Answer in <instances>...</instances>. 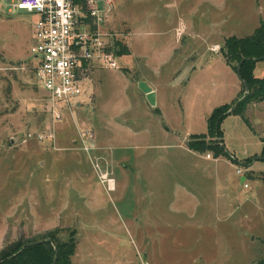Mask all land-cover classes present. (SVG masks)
<instances>
[{"label":"rangeland","instance_id":"374dc122","mask_svg":"<svg viewBox=\"0 0 264 264\" xmlns=\"http://www.w3.org/2000/svg\"><path fill=\"white\" fill-rule=\"evenodd\" d=\"M240 2L237 11L241 19L251 18L257 2L264 11V0ZM1 8L0 251L18 241L49 240L61 244L73 238L75 249L70 264H258L264 261V242L251 240L255 231L264 234V221H260L263 212L257 204L259 200L264 207V195L249 203L252 205L249 209L256 206L252 209L255 221L250 218L246 223L247 229H252L247 246L231 232L228 236H232L225 238L224 245L219 248L213 247L210 237H206L201 240L199 250L204 258L197 261L199 235L196 237L193 232L183 229L182 222L179 225L182 217L175 216L171 226L157 222L158 217L151 215L149 200L141 201V193L150 191L152 186L146 187L139 180L140 170L148 179L158 173L170 179L173 183L169 180L170 185L160 189L167 193L175 186V179L184 175L201 176L198 168L193 167L198 166L201 159L191 154L181 156L176 147L164 150L151 145L152 140L164 141L155 132L159 127L156 119L151 122L156 126L153 127L154 134L148 138L140 135L136 123L141 121L136 119L137 110L132 109L134 103L130 93L127 92L129 98L126 100L118 93L113 95L110 88L112 84L114 89H122L125 93L129 84V79L110 77V71H122L135 78L122 66V58L119 69L101 68L100 72H94L93 94L89 92L83 98L73 118L68 116L60 122H52L45 111L43 90L37 87L30 69L35 16L25 10L8 14ZM143 38L152 39L151 36ZM15 66L25 68L14 70L12 67ZM208 71L192 72L190 87L187 82L186 88H174L170 94L175 97L174 103H180L179 96L181 102L189 103L192 114L190 121L185 122L189 132L205 130L199 110H203L205 99L209 100L214 80L223 84L224 93L230 81L219 62ZM162 73L164 79L165 70ZM247 113L256 132L264 129V101L257 107L251 106ZM245 114L244 111V117ZM85 130L90 131L95 147L90 155L81 148V134ZM178 131L182 136L184 131ZM40 134H53V142L39 141ZM223 134L226 146L235 155L230 153L232 156L229 154L227 159L235 167L219 161L214 165V174L231 177L235 184L236 181L240 183L235 168L240 169L248 177L241 184L246 183L245 187L249 186L251 190L255 184L252 175L261 178L264 173V158L255 161L252 172L247 165L253 157L264 156V143L244 125L239 128V124L235 126L230 120L225 122ZM146 141L150 145L145 146ZM203 141V148L213 145L209 137L204 136ZM198 153L213 156L209 148ZM151 159H168L174 163L169 167L151 168L148 165L143 169L137 164ZM181 161L184 163L179 164ZM101 170H108L114 178L113 190L107 191L100 182ZM256 170L262 172L254 173ZM139 220L143 223H138Z\"/></svg>","mask_w":264,"mask_h":264},{"label":"crops","instance_id":"0c3cea01","mask_svg":"<svg viewBox=\"0 0 264 264\" xmlns=\"http://www.w3.org/2000/svg\"><path fill=\"white\" fill-rule=\"evenodd\" d=\"M240 1L244 0H111L110 25L124 33V44L128 49V53L121 54L120 60L122 58V66L135 75V78L128 77L122 71H110L109 75L113 79L119 77L130 81L128 80L125 93L122 89H114L112 84L111 87L107 84V89L110 87L113 95L118 93L123 98L126 97V100L130 95L134 103L132 109L137 110L136 119L141 121L140 124L136 123L140 135L147 138L153 135V127L156 126L151 122L155 119L159 122L155 132L164 141L152 140L151 145L164 150L176 147L181 156L191 154L201 159L198 166H193L194 169L198 168L196 170L201 176L184 175L180 179H175V186L167 193L160 192L165 185H170L168 183L170 179L166 176L158 173V176L148 179L144 177L143 170H140L139 176V180L146 187L152 186L149 193L147 191L141 193L140 199L143 203L149 200L151 215L158 217L157 222L171 226L175 222V216L182 217V220L178 221L179 225L182 222L183 229L193 232L196 237L199 235V241L196 238L199 243L198 252L196 251L199 255L194 256L196 261L204 258L203 252L199 250L201 240L206 237H210L213 247L219 248L224 245L225 238L232 236H228L231 232L247 246L252 229H247L246 223L250 218L255 221L252 209L256 206L249 209L252 206L249 203L254 202V198L264 195L262 178L252 175L251 180L255 184L251 190L249 186L245 187L246 183L241 184L248 178L244 174L240 175V183L236 181L233 184L231 177L215 175L213 171L215 163L219 161L229 162L230 166L235 167L233 162L225 157H206L203 153L190 150L186 144L190 135L206 133V119L213 108L231 104L240 95L242 84L236 71L225 62L221 47L224 40L230 36L245 37L252 34L259 22L264 20L263 6L258 2L252 8L249 20L241 19L242 16L238 17L237 9L242 3ZM235 16L237 18L233 19ZM180 23L183 29L177 34L176 29ZM146 36H151L152 39L147 41L143 38ZM218 62L230 77L227 90L224 93L223 84L214 80L209 100L206 98L205 105L201 107L203 110H199L200 118L205 121V130L189 132V126L185 122L190 121L192 114L190 105L186 101L181 102L180 96L178 97L180 103H174L175 97L170 94L174 88H186L187 82L190 87L192 72H209L208 69H213ZM101 70L99 67L93 69L91 78L86 81L84 99L90 93L93 94L94 72ZM162 70H165L164 79ZM253 75L258 78L264 75V60L256 61ZM89 82L90 85L87 87ZM127 92L130 94L127 95ZM263 101L264 99L247 106L245 117L249 124L241 115L229 114L222 121V129L225 122L230 120L235 126L239 124V128L244 125L259 142L264 143V129L256 132L251 116L247 113L251 106L257 107ZM179 129L184 131L182 136ZM146 143L145 146L150 145L149 141ZM223 145L231 153L226 146L224 135ZM255 157L257 158L254 160L253 157V161L247 165L251 172L255 161L264 158ZM172 163L174 162L168 159H151L137 164L143 169L148 165L151 168L169 167ZM182 163L184 161L179 162ZM256 172L262 171H254ZM170 182L173 183L171 180ZM257 204L263 212L260 221H264V207L259 200ZM146 208L143 210L146 211ZM138 223L143 222L139 220ZM225 233L227 235H224ZM254 234L251 240L259 239L260 242H264L263 233L255 231Z\"/></svg>","mask_w":264,"mask_h":264},{"label":"built area","instance_id":"2783aa9c","mask_svg":"<svg viewBox=\"0 0 264 264\" xmlns=\"http://www.w3.org/2000/svg\"><path fill=\"white\" fill-rule=\"evenodd\" d=\"M0 4L8 14L25 10L35 16L30 69L37 87L43 90L45 111L52 122L74 117L94 68L121 67L117 51L119 44H124V33L110 25L111 0H0ZM182 29L180 23L177 34ZM91 137L89 130L81 134V148L87 155L95 150ZM53 138V134L38 135L41 142H53ZM236 173L243 174L240 169ZM99 179L107 191L114 189L108 170H101Z\"/></svg>","mask_w":264,"mask_h":264},{"label":"trees","instance_id":"16d2710c","mask_svg":"<svg viewBox=\"0 0 264 264\" xmlns=\"http://www.w3.org/2000/svg\"><path fill=\"white\" fill-rule=\"evenodd\" d=\"M119 45L118 54L128 53L126 45L121 43ZM221 52L225 62L235 71L239 64V74L248 86L247 92L243 94L244 88L242 86L240 95L231 103L235 104L237 102V107L234 111H229L232 107L231 104H222L213 108L206 119V133L190 135V139L186 144L192 151L200 152L209 148L213 152L214 157L229 158L230 153L223 145L224 134L221 127L223 119L229 114H238L249 124L248 120L243 116V112L249 104L260 102L264 99V75L260 78L253 75L256 58L264 55V20H261L254 32L248 36H230L226 38L221 47ZM204 136L209 137L213 145L203 148ZM261 178L264 181V173L261 174ZM26 243L34 244L26 246ZM74 249L75 240L73 238L61 244H53L49 240L25 243L18 241L5 246L0 251V264H51L55 254V264H70ZM258 264H264V261L258 262Z\"/></svg>","mask_w":264,"mask_h":264},{"label":"water","instance_id":"95a60500","mask_svg":"<svg viewBox=\"0 0 264 264\" xmlns=\"http://www.w3.org/2000/svg\"><path fill=\"white\" fill-rule=\"evenodd\" d=\"M256 60H264V55H263L262 57L256 58ZM236 74H237V76H238V79H239L240 83L242 84V86H243V88H244V93H246V92H247V89H248V86H247V84L242 80V78H241V76H240V74H239V64H238L237 67H236ZM148 97L150 98L151 96H148ZM236 107H237V102L235 103V105H234L233 107H231V108L229 109V111H230V112H231V111H234V110L236 109ZM256 158H257V157H254V160H255ZM33 244H34V243H26L25 245H26V246H31V245H33ZM55 262H56V254H55V256H54V258H53L51 264H55Z\"/></svg>","mask_w":264,"mask_h":264}]
</instances>
